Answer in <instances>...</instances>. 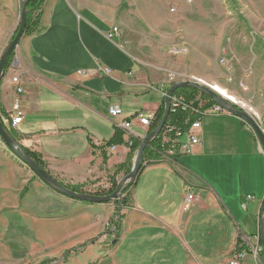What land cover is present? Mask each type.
<instances>
[{
	"label": "crops",
	"instance_id": "crops-1",
	"mask_svg": "<svg viewBox=\"0 0 264 264\" xmlns=\"http://www.w3.org/2000/svg\"><path fill=\"white\" fill-rule=\"evenodd\" d=\"M21 4L22 0H15L6 10L0 51L18 30ZM167 8L166 0L154 5L140 0H46L39 29L23 37L15 63L2 80L0 115L6 116L3 123L19 144L40 154L59 181L95 184L126 162L127 137L113 151L107 146L118 131L116 122L121 121L110 116L111 107L122 110V119L155 114L164 93L191 77L223 87L244 104L218 75L209 73L212 62L201 49L198 57L180 53L193 46L184 38L186 11L171 14ZM114 27L119 34L109 39ZM101 69L109 70V75ZM13 78L19 79L23 91V120L16 127L9 118L17 99ZM201 122L200 144L190 154L176 157L174 164L163 161L141 172L132 189L131 208L118 219L119 231L106 237L114 218L113 204L67 199L3 152L22 171V184L30 182L26 199L39 197L36 203L23 200L20 214L33 210L50 232L35 233L36 242L21 260H13L2 243V262L232 264L239 257V264H261L252 253L264 205L260 143L233 115L211 114ZM262 125L264 130V121ZM147 132L138 122L131 127L132 138L141 141ZM184 181L191 184L190 204L185 203ZM3 209L16 210L4 204ZM90 241L74 255L73 250ZM242 246L248 251L239 252ZM67 252L72 255L64 263Z\"/></svg>",
	"mask_w": 264,
	"mask_h": 264
},
{
	"label": "rangeland",
	"instance_id": "rangeland-1",
	"mask_svg": "<svg viewBox=\"0 0 264 264\" xmlns=\"http://www.w3.org/2000/svg\"><path fill=\"white\" fill-rule=\"evenodd\" d=\"M156 1L140 0V2L147 5H154ZM166 1L169 13L173 14L176 10V12L178 10L186 11L184 38L188 46L191 44L193 46L180 50V53H188L187 56L198 57L199 49H201L203 56L208 57L209 61L212 62L209 65V73L219 76L222 84L244 102V104H237L254 116L263 129L264 0ZM14 2L15 0H0V44L4 42L6 36V10L11 9ZM138 2L139 0H136V3ZM4 50L0 51V59ZM13 61L14 58L12 63ZM199 67L202 69L204 66L200 65ZM187 80L193 79L191 77L190 79H185V81ZM120 123L121 121L116 122V124ZM10 134L14 136L12 132ZM3 152L10 153L14 157L0 139V208L4 204L9 206V208L15 207L16 210H14V213H10L8 209L0 211V248L2 249V243H4L5 251L7 246L11 258L13 260H21L30 251V244L36 242L35 233L50 232V227L44 225L36 217L33 210H27L22 215L20 214L24 210V207L21 206L23 205L22 201L26 199L30 191V182L26 185L22 184V171L19 170L14 162L6 160L3 157ZM14 158L17 159L16 157ZM158 164H161V162L154 165ZM112 175H108L106 179L95 184H84L89 192L87 194L95 195L97 194L96 192L103 190L107 185L109 186ZM119 177L118 181L122 179ZM58 182L62 181L58 180ZM188 184L191 187V184ZM27 187L29 191L23 194ZM131 195L132 189L122 197L127 199V207L121 211L117 210L116 205L112 203L115 212L114 220H121L125 217L129 208H131ZM38 199V196H32L27 198L25 203L30 200L36 203ZM111 227L112 225L110 224L109 229ZM104 236L106 237V235ZM1 249L0 264H6L2 262L4 256L3 253L1 254Z\"/></svg>",
	"mask_w": 264,
	"mask_h": 264
},
{
	"label": "water",
	"instance_id": "water-1",
	"mask_svg": "<svg viewBox=\"0 0 264 264\" xmlns=\"http://www.w3.org/2000/svg\"><path fill=\"white\" fill-rule=\"evenodd\" d=\"M32 0H22L21 12H20V22L18 27V32L15 38L10 41L4 50L2 57L0 59V86L2 80L6 74V65L9 59L16 53L23 37L25 36L26 29V17H27V5ZM180 88H191L195 89L198 92L202 93L208 97L213 103L219 106L222 110L226 111L230 115H233L241 119L255 134L258 139L262 152L264 153V130L261 128L258 120L250 115L243 107L232 102L229 99L224 98L223 96L216 93L210 86L205 85L199 80H187L179 83H174L164 99L165 111L162 117V120L157 127V129L142 140V144L139 148L137 155L134 158L133 166L130 174L124 176L118 183L115 192L110 196H96L92 194H80L68 190L58 180L53 177L48 171L41 168L33 159H31L28 154L25 152L24 148L19 144V142L14 138L8 129L5 127L2 117L0 115V139L5 144V146L11 151V153L16 157L22 164L30 169V171L49 189L55 193L70 199L72 201H77L81 203H89L92 205L99 204H112L114 201L118 200L121 196L124 188L132 182H136L145 167L143 155L148 146L159 136L163 130L167 120L170 116V105L171 99L175 92ZM260 236H261V246L264 252V214L261 216L260 221Z\"/></svg>",
	"mask_w": 264,
	"mask_h": 264
},
{
	"label": "built area",
	"instance_id": "built-area-1",
	"mask_svg": "<svg viewBox=\"0 0 264 264\" xmlns=\"http://www.w3.org/2000/svg\"><path fill=\"white\" fill-rule=\"evenodd\" d=\"M115 34H119V29L114 27L112 32L109 34V39H112ZM13 61L12 65H14ZM105 75H109V70L101 69ZM85 74V73H84ZM13 84L16 86L17 99L15 101L14 110L10 113L9 118L12 122V126L16 127L22 123L23 113L21 110V102L23 91L19 88L20 81L18 78H13ZM167 93H164L165 97ZM210 99H204L201 94H198L193 101H188L182 95L174 94L171 99V114L178 116L180 114H187L189 118L183 126H177L171 122H167L164 126L161 139L162 143L168 146V149L165 151L163 156L153 162L152 164L160 163L164 161L170 162V164L175 163V159L181 155L190 154L192 149L200 144V133L202 130V118L208 115H227L226 111L222 110L219 106L214 103H211ZM109 114L112 118L121 119L120 124H115L116 129L123 133L124 137H127L130 141L128 144H131V127L134 122H138L141 127L149 128L154 122V115L152 113L143 114L138 113L130 119H122V110L119 107H111L109 109ZM190 116H196V120L190 122ZM182 124V123H181ZM248 127V126H247ZM249 128V127H248ZM250 129V128H249ZM251 130V129H250ZM111 151L115 148L114 146L110 147ZM109 186L105 187L107 189ZM191 187L188 182L184 181V199L186 204H190L194 197L190 193ZM248 200H253L252 196L247 197ZM245 208V206H244ZM263 252L262 246L259 244V238L257 245L253 248V255L255 259L258 260V255ZM232 264H239V257L235 259Z\"/></svg>",
	"mask_w": 264,
	"mask_h": 264
},
{
	"label": "trees",
	"instance_id": "trees-1",
	"mask_svg": "<svg viewBox=\"0 0 264 264\" xmlns=\"http://www.w3.org/2000/svg\"><path fill=\"white\" fill-rule=\"evenodd\" d=\"M45 2H46V0H32L31 2L28 3V5H27V17H26L27 23H26L25 35H30L39 29V27L41 25V19H42V9H43ZM17 32H18V30L15 32L12 40L15 38ZM13 58H14V55H12V57L9 59L7 65H6V72L10 69ZM175 94L184 96L190 102V101H193L194 98L198 94H200V92H198L195 89H191V88H180L175 92ZM202 96L204 99H209L208 97H206L203 94H202ZM211 103H213V102H211ZM164 111H165V103H164V99H163L161 106L159 107V109L157 110V112L154 115V122H153L152 126L149 128V130L147 132V136L152 134L157 129V127L159 126V124L162 120V117L164 115ZM2 116H3L2 120H3V118H6V116H4L3 114H2ZM188 118H189V115H187V114H180L178 116H174L173 114H171L168 118V122L176 124L177 126H183L187 122ZM196 118H197L196 116H190L189 120H190V122H193L194 120H196ZM13 137L15 138V136H13ZM123 143H124L123 133L121 131H116L115 137L107 144V146L111 147V146H115V145H122ZM141 144H142V141L140 139L133 138L131 140V144L129 145L130 153L127 157L126 162L124 164H121V165L116 167L113 175L110 178L109 187L105 190L103 189L101 191L96 192L97 193V194H95L96 196H102V197L110 196L115 192L117 185L119 183L118 177L120 175L126 176V175L130 174V172L132 170L134 158L137 155ZM167 149H168V146L166 144L162 143L161 135H159L158 138L155 139L152 142V144L146 148V150L144 152V155H143L144 163L143 164L145 165V167L143 168L142 172L145 170V168L147 166L154 165L152 163L159 160L163 156V154L165 153V151ZM24 150L28 154V156L31 159H33L41 168H43L44 170L49 172L48 166L43 161L40 154L32 152L28 149H24ZM34 178L37 179L36 176H34ZM59 183L62 184L64 187H66L70 191L80 193V194L89 193L86 190V187L84 185H74L73 186V185L65 184L64 182H59ZM136 183H137V181L129 183L124 188L119 199L113 202V204L116 205L117 210L121 211L122 209L127 207V199L122 198V197L127 192H129L131 189H133L135 187ZM28 191H29V189L27 187L24 190L23 194H26ZM127 198H128V196H127ZM84 204L91 205L89 203H84ZM263 214H264V205L262 207L261 216ZM111 225H112V227L106 231L105 235L112 234L113 230L115 233L119 231L118 219H115V220L113 219ZM92 243H93V241H90V242L84 244L83 246L73 250L72 252L74 253V255H77V254L83 252L87 248V246L89 244H92ZM259 244L261 245V236L260 235H259ZM238 251L239 252L248 251V249L245 248V246H242V248L240 247V249H238ZM71 255H72L71 252L65 253L64 263H66V260ZM258 260L261 264H264V252H262L258 255ZM53 262H56V260L44 261L41 264H51Z\"/></svg>",
	"mask_w": 264,
	"mask_h": 264
},
{
	"label": "bare ground",
	"instance_id": "bare-ground-1",
	"mask_svg": "<svg viewBox=\"0 0 264 264\" xmlns=\"http://www.w3.org/2000/svg\"><path fill=\"white\" fill-rule=\"evenodd\" d=\"M199 81H201V80H199ZM202 83H204L205 85H207V86H210L216 93H218L219 95H221V96H223L224 98H226V99H229V100H231L232 102H234V103H240L233 95H231V94H229L228 93V91L226 90V89H224L223 87H220L219 85H217V84H211V83H205V82H203V81H201ZM210 84V85H209ZM165 93H168V91L167 92H165ZM201 95H202V93H200ZM166 97V96H165ZM165 97H163V99H165ZM215 104V103H214ZM170 107H171V105H170ZM170 115H171V111H170ZM167 122H168V120H167ZM153 124V123H152ZM166 125V124H165ZM152 126V125H151ZM150 126V127H151ZM149 127V128H150ZM149 128H147L148 130H149ZM161 133H162V131H161ZM161 133L159 134V135H161ZM158 138V137H157ZM156 138V139H157Z\"/></svg>",
	"mask_w": 264,
	"mask_h": 264
}]
</instances>
